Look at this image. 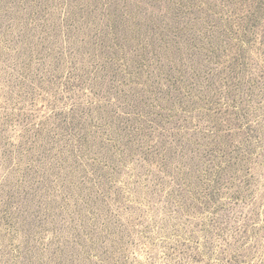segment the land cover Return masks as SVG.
I'll return each mask as SVG.
<instances>
[{
	"label": "rangeland",
	"instance_id": "obj_1",
	"mask_svg": "<svg viewBox=\"0 0 264 264\" xmlns=\"http://www.w3.org/2000/svg\"><path fill=\"white\" fill-rule=\"evenodd\" d=\"M0 264H264V0H0Z\"/></svg>",
	"mask_w": 264,
	"mask_h": 264
}]
</instances>
